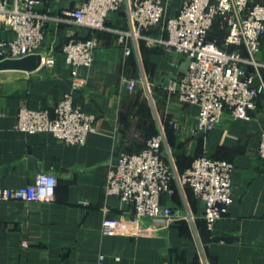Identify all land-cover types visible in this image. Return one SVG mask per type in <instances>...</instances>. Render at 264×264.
I'll list each match as a JSON object with an SVG mask.
<instances>
[{
	"label": "crops",
	"instance_id": "1",
	"mask_svg": "<svg viewBox=\"0 0 264 264\" xmlns=\"http://www.w3.org/2000/svg\"><path fill=\"white\" fill-rule=\"evenodd\" d=\"M82 1L38 0V11L57 18L47 21L43 45V51L52 53L53 64L32 73L0 72V187L26 185L39 172L56 179L51 201H0V264H264V168L256 155L264 99H258L249 119L226 116L196 137L198 106L178 103L165 88L180 74L183 58L144 39H129L131 51L126 54L117 32L129 29L125 11L111 12L106 29L90 30L67 14ZM160 3L174 16L181 0ZM91 36L96 41L92 64L67 63L62 43ZM12 37L0 18V41ZM258 59L264 62V35ZM73 74L86 80L85 86L74 89V103L95 116L84 144L70 145L49 132L14 127L22 106L51 109L71 90ZM130 79L136 81L133 89L127 86ZM143 84L151 94L147 99ZM152 127L164 132L162 153L177 172L200 155L234 163L229 210L212 230L190 187H180L175 180L170 183L172 193H163L161 203L190 212L192 222L179 219L164 225L141 218L133 223L124 201L104 195L109 163L122 148L146 142ZM23 240L28 246H21Z\"/></svg>",
	"mask_w": 264,
	"mask_h": 264
},
{
	"label": "built area",
	"instance_id": "2",
	"mask_svg": "<svg viewBox=\"0 0 264 264\" xmlns=\"http://www.w3.org/2000/svg\"><path fill=\"white\" fill-rule=\"evenodd\" d=\"M38 0L0 1V18L9 26L13 37L0 41V59L41 54V63L51 66L54 57L43 51L46 23L57 19L37 10ZM124 10L129 29L118 30L119 42L130 53L128 40H146L165 51L173 50L182 58H190L187 71L170 78L166 90L182 105L199 108L197 130H209L224 117L250 118L258 99H264V62L258 59L261 37L264 35V3L256 0H181L176 15L167 14L160 0H83L67 12L78 26L90 30L106 29L111 12ZM218 21L225 31L222 43L208 34ZM155 30L156 34L150 33ZM94 37H70L61 45L67 63L89 66L93 61ZM231 47V48H230ZM233 47V48H232ZM136 81H127L133 89ZM86 80L73 74L71 90L65 91L51 109L19 108L14 127L25 132H49L57 140L84 144L94 130L95 116L74 103V89L82 88ZM1 115V111H0ZM165 135L162 130L150 136L142 149L135 152L119 150L109 163L104 195L124 201L133 223L149 218L164 225L179 219L194 220L190 212L161 203L163 193L171 194L170 183L190 187L202 207V217L208 230L224 217L231 202V176L234 163L207 155L195 157L182 173L166 161L162 153ZM264 168V128L256 146ZM56 179L39 172L34 180L19 187H0V201H51ZM22 247L28 246L23 240Z\"/></svg>",
	"mask_w": 264,
	"mask_h": 264
},
{
	"label": "water",
	"instance_id": "3",
	"mask_svg": "<svg viewBox=\"0 0 264 264\" xmlns=\"http://www.w3.org/2000/svg\"><path fill=\"white\" fill-rule=\"evenodd\" d=\"M3 2L4 0H0ZM190 58L185 56L178 67V72L183 74L187 71L189 65ZM43 67L41 63V54L40 53H32L22 57H5L0 59V72L4 71H19L24 73H32L36 70H39ZM163 77H161V82ZM204 133V130L201 129L197 132L196 137L201 136ZM214 240H229L227 237L222 236H213Z\"/></svg>",
	"mask_w": 264,
	"mask_h": 264
},
{
	"label": "trees",
	"instance_id": "4",
	"mask_svg": "<svg viewBox=\"0 0 264 264\" xmlns=\"http://www.w3.org/2000/svg\"><path fill=\"white\" fill-rule=\"evenodd\" d=\"M218 21H216V23H215V25H214V27L210 30V32H209V34H208V38L209 39H213V38H216V40H217V42L218 43H221V38L223 37V33H224V30H220L219 28H218ZM149 131V130H148ZM154 134H156V129L154 128V127H152L151 128V131L150 132H148L147 133V138H149L150 136H152V135H154ZM144 145H145V142H143V144H141V145H139L137 148H126V147H124V148H122L123 150H125V151H128V152H135V151H139L140 149H142L143 147H144ZM195 158V157H194ZM193 158V159H194ZM187 158H185V160H186ZM192 158H189V161H187V163L186 164H188V163H191L192 162V160H193ZM180 161V160H179ZM179 163V162H178ZM191 165V164H190ZM189 165V166H190ZM183 172V170L182 171H180L179 173H182Z\"/></svg>",
	"mask_w": 264,
	"mask_h": 264
},
{
	"label": "rangeland",
	"instance_id": "5",
	"mask_svg": "<svg viewBox=\"0 0 264 264\" xmlns=\"http://www.w3.org/2000/svg\"><path fill=\"white\" fill-rule=\"evenodd\" d=\"M144 85V87H145V91H146V95L144 96L145 97V99H147V97H150V93L148 92V86L147 85H145V84H143Z\"/></svg>",
	"mask_w": 264,
	"mask_h": 264
}]
</instances>
